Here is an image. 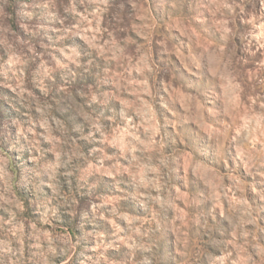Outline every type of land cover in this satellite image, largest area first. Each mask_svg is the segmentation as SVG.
Instances as JSON below:
<instances>
[{
    "label": "clouds",
    "instance_id": "clouds-1",
    "mask_svg": "<svg viewBox=\"0 0 264 264\" xmlns=\"http://www.w3.org/2000/svg\"><path fill=\"white\" fill-rule=\"evenodd\" d=\"M0 264H264V0H0Z\"/></svg>",
    "mask_w": 264,
    "mask_h": 264
}]
</instances>
